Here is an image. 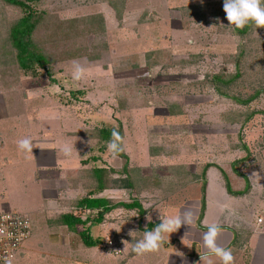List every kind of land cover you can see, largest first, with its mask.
Here are the masks:
<instances>
[{
	"label": "rangeland",
	"instance_id": "rangeland-1",
	"mask_svg": "<svg viewBox=\"0 0 264 264\" xmlns=\"http://www.w3.org/2000/svg\"><path fill=\"white\" fill-rule=\"evenodd\" d=\"M35 1L31 3L34 7ZM100 1L38 0L39 8L50 11L55 27L46 32L41 26L34 37L52 58L50 70L57 81L41 70L37 79L24 78L31 92L25 106L36 111L30 113L39 114L41 109L54 112L42 131L38 122L30 124L28 136L40 137L48 123L60 125L59 131L46 132L45 137L59 140L60 135L62 140L76 142L78 156L87 158L98 149L96 141L74 139L67 132L122 123L130 160L113 158L107 151V163L120 169L127 164L129 172L141 171V176L135 181L136 191L123 188L113 195L117 200H140L146 212L132 209L113 213L92 228V235L101 244L90 247L77 232L51 221L68 211L90 214L75 210L72 203L64 206L65 188H58L61 196L55 202L60 203H44L32 216V243L41 250L29 264H139L132 248L143 238L150 221L174 217L177 206L187 199L182 215L190 213V222L193 220L198 209L195 198L201 197L203 180L209 182L208 176L202 177L204 168L216 166L220 176L228 174L234 188L240 189L244 181L233 174L234 158L243 154L244 148L253 164L260 156L264 159V28L249 23L250 29L242 33L228 25L223 0H159L157 9L148 8L144 15L143 9L131 8L121 20L110 16L106 34L96 42L106 43V47L94 44L98 34H86L87 29L78 33L85 27L82 21L68 30L66 23L60 22L95 14L91 12L98 7L91 3ZM0 7V21L4 18L7 26L21 16L18 9L3 6L2 1ZM0 64L12 75L10 92L24 105L25 91L14 84L22 74L16 50L0 48ZM77 67L83 69L81 79L73 77ZM151 148L156 154H151ZM230 149L239 154H231ZM236 165L239 167V161ZM254 172L256 188L241 199L246 200L248 210L254 201L264 206V184L258 186L264 181L260 182V174ZM60 178L61 185L67 184L66 176ZM212 184L210 198H222V183L212 180ZM23 196L19 189H13L15 205L30 202ZM154 207L156 214L150 216ZM218 213L215 204L208 206L205 222ZM110 239L117 242L119 253L107 246Z\"/></svg>",
	"mask_w": 264,
	"mask_h": 264
},
{
	"label": "crops",
	"instance_id": "crops-1",
	"mask_svg": "<svg viewBox=\"0 0 264 264\" xmlns=\"http://www.w3.org/2000/svg\"><path fill=\"white\" fill-rule=\"evenodd\" d=\"M120 1L123 10L119 16L117 9L111 6L110 0H101L100 2L91 3L93 6L97 5L96 8L98 7L96 11L91 13L102 12L106 19V26L109 27L110 16H113L115 19L117 18V20H121L124 16H127V11L131 8H135L134 10L136 11L143 9L142 14L144 15L149 11L148 8L157 9L156 4L159 0ZM2 11L3 10L0 8V15ZM2 45L1 42L0 48H3ZM4 68L5 67H0V208L25 212L32 219L33 214L38 212L41 205L44 203H60L55 202L58 201L61 196L59 189L65 188L64 192H66V195L64 193V200H62L64 206L71 205L70 203H72L73 200L82 194H86L88 190L86 187L87 184L85 183L86 170L94 165V161L90 159L89 163H83L84 160L89 158L92 154L87 158H82L80 157L81 155L78 156L79 153L77 152L78 146L76 142L72 143L69 139L62 140L60 135L58 137L59 140L54 137L51 139L48 136L45 137L46 132L48 134H53L54 132L52 130L59 131L58 129L61 128L60 125L54 126L51 123L47 124V129L40 135V137L30 138L33 143L32 151L29 152L18 148L17 142L19 140L29 138L28 127L30 124L34 125L38 122L39 130L42 131L46 128V122L53 119L51 116H54V112L41 109L39 114L30 113L36 111L33 110L34 108L31 109L33 111L29 110L28 105L25 106L26 99L29 98L31 92L29 91L30 87H28V84H26L27 81H25L24 78L31 79L32 77L30 78L25 75L22 77V74L16 77L17 80L16 83H14L15 86L17 85L16 87L19 88L18 90L22 89L25 91L23 97L24 105H22L23 103H18L19 101L16 94L10 92L13 81L12 75L7 73ZM33 79L34 78H32V80ZM20 96L21 95H19V97ZM13 97H16L15 103ZM40 122L42 124H40ZM31 128L33 127L31 126ZM84 130H86V128L81 131H68L67 133H69L74 139L80 137L92 141L91 138L82 135ZM65 147L71 149L70 154H65L63 151ZM230 151L233 152L231 154H239L234 149H230ZM243 152V154H239L234 158V168L232 169L233 174H235L236 177L242 178L244 181V187L235 189V186L229 181L236 194L230 193L227 190L224 175L220 176V172H216L218 171L216 166L211 167V169L208 168L206 176H208L209 182L207 181L206 176V180H203L206 182V206L203 214L201 215V212L199 211L200 206L202 207L203 192L201 191V197L195 198L198 201V209L190 224H182L178 230L170 234L165 233L164 243L158 251L145 254H135L134 260L136 263L222 264L220 257L215 255L205 245L204 241L205 234L209 231V226L217 225L219 226V231L214 238V243L220 248L231 251L234 257V264H264V206L261 204L262 202L254 201L248 210L246 209L247 205L244 207V202L246 200H241L251 192L253 187L256 188V183L253 184L254 171H257L258 174H260L261 177H259V181H264V159H261V156L257 155V157L260 156V159H258L259 161L257 163L253 164V158L248 159V157L245 156L246 150L244 148ZM106 153L107 151L102 155L103 165L104 162H106L107 165L120 169L119 167L121 166L107 163L108 158ZM238 161L240 163L239 167L236 165ZM62 171L66 172L62 174ZM242 174L248 177L249 188L247 186V180ZM61 176H66L65 181L67 184L61 185L62 183H60V181L63 182L62 178H60ZM218 176L222 178L221 182ZM212 180L222 183L221 187L220 184L217 186L222 190V198H218V196L212 199L210 198V192L213 189V184L211 186ZM262 184L264 183H258V186ZM15 188L19 189L20 192L24 194V200H29L30 202L25 201L23 205H15L12 201L13 189ZM120 189L123 188H107L104 191L99 192L96 196L115 199L113 193ZM242 191L244 192L240 194ZM189 200L190 199L184 200L177 206L174 211V217H180V215L183 216L184 205H186ZM213 204L216 205L221 213H218L214 216L216 217L215 219L206 223L207 208ZM154 209L157 208L154 207L150 213H148L150 216L156 214ZM120 210L124 209H119L108 214L107 219H105L104 222H106L113 213H118ZM33 236L34 235L31 234L28 240L23 244L19 254L15 258L16 260H14L16 261V264H29L31 259L37 256L38 251L41 250L38 245L35 247L32 243L34 239Z\"/></svg>",
	"mask_w": 264,
	"mask_h": 264
},
{
	"label": "trees",
	"instance_id": "trees-1",
	"mask_svg": "<svg viewBox=\"0 0 264 264\" xmlns=\"http://www.w3.org/2000/svg\"><path fill=\"white\" fill-rule=\"evenodd\" d=\"M0 1H2L3 6L10 5L21 12V16H19L14 21H10L11 23L9 22L8 26L6 24L7 22L4 21V18L3 21H0V37L2 34L3 38L1 37V42L3 44V49L9 47L10 50L11 48L16 50V59L19 68L22 70V75L37 78L40 76L39 72L41 70L42 72H46L52 78L53 73L50 70L52 58L47 54V52H44L39 48L40 46L37 44L34 37V33L39 30L41 26L42 30L46 32L49 28H51L52 25L54 29L55 26L51 18L50 11H46L47 9L44 8H39L37 4L38 0L35 1V7L33 6V4H31L32 2H34V0ZM110 3L115 9H117L119 16V14L123 10L121 1L110 0ZM81 21L83 23L82 25H84L85 27H81V30H78V33L87 29L86 34H93L94 36H96L95 34H98L99 37L97 40L95 39L96 41L94 40V44L106 47V43H96L100 40V38L104 36V34H106V19L104 14L102 12H98L95 14H89L88 16L84 17L81 16L60 20V22L66 23L67 30L73 27V25H77L78 22ZM247 29H250L249 25H247L243 30H239L242 31V33H245V30ZM52 80L57 81L55 78H52ZM216 89L220 92L219 88L216 87ZM82 92L83 91L79 90V93ZM113 128H116L124 139L125 133L122 123H120L119 126H109L104 124L96 125L93 128H86V130L82 132V135H85L92 140H96L98 149L95 150V152L83 162L84 164H87L89 163L90 159L94 161V165L91 168L87 169L88 171L86 170L88 189L87 193L73 200L72 205L74 206L75 210L79 212L88 211L90 214L82 216L77 212L68 211L60 214L58 218L51 220H54L57 224L66 226L69 231L77 232L82 238L84 244L90 247L101 244V240L95 238L92 235L91 231L93 227L103 223L105 219H107L108 214H111L113 211L119 209H137L143 214H145L146 212L143 204L138 199L133 198L130 200H115L113 198L96 196L99 192L111 187L127 188L131 191H136L137 185L135 181L136 179L139 180L141 176V171L140 173H136L135 170L129 172L127 164L125 165V168L123 166L121 169H116L110 165H107L106 162H104V165L98 164L99 161L103 160L102 155L106 151H108L106 145L111 138V131ZM150 151L151 154H156L153 151V148H151ZM119 157H123L127 161L130 160L128 154L125 151L121 153ZM206 171L207 169L204 168L202 173V177L204 179L206 176ZM223 175L226 181L227 190L230 193L236 194V192L233 191L230 185L227 175L224 172ZM242 175L247 180V186L249 188L248 177L244 174ZM205 186L206 182H204L202 186V213L206 206ZM243 192L244 191L240 192V194ZM158 223H160V221H150L148 223L146 231L152 230Z\"/></svg>",
	"mask_w": 264,
	"mask_h": 264
},
{
	"label": "clouds",
	"instance_id": "clouds-1",
	"mask_svg": "<svg viewBox=\"0 0 264 264\" xmlns=\"http://www.w3.org/2000/svg\"><path fill=\"white\" fill-rule=\"evenodd\" d=\"M201 3H203V0H201ZM223 11L228 25L234 26L236 29H243L249 23H253L256 28H264V0H223ZM83 74V69L77 67L73 72V77L74 79H81ZM17 145L21 150L32 151L33 143L30 138L19 140ZM106 146L113 158L118 157L125 151L123 138L116 128L112 129L111 138ZM63 151L65 154H70L71 149L65 147ZM190 216V213H186L183 218L179 216L160 218L161 222L154 229L145 231L143 238L136 241L132 250L137 254L158 251L164 243V234H170L178 230L182 224H190ZM218 231L219 226H209V231L204 237L205 245L215 255L220 257L222 264H234V257L231 251L220 248L214 243V238Z\"/></svg>",
	"mask_w": 264,
	"mask_h": 264
},
{
	"label": "built area",
	"instance_id": "built-area-1",
	"mask_svg": "<svg viewBox=\"0 0 264 264\" xmlns=\"http://www.w3.org/2000/svg\"><path fill=\"white\" fill-rule=\"evenodd\" d=\"M33 221L21 211L0 208V264H12L23 244L32 234ZM107 246L119 253L117 242L110 239Z\"/></svg>",
	"mask_w": 264,
	"mask_h": 264
}]
</instances>
